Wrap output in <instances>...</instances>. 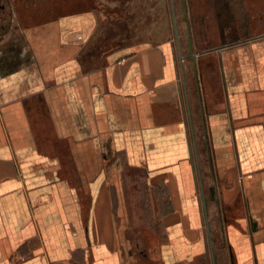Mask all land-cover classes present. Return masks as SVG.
I'll use <instances>...</instances> for the list:
<instances>
[{
	"label": "crops",
	"instance_id": "obj_1",
	"mask_svg": "<svg viewBox=\"0 0 264 264\" xmlns=\"http://www.w3.org/2000/svg\"><path fill=\"white\" fill-rule=\"evenodd\" d=\"M203 51L215 105L160 47L87 71L18 56L0 78V264H264V30Z\"/></svg>",
	"mask_w": 264,
	"mask_h": 264
},
{
	"label": "rangeland",
	"instance_id": "obj_2",
	"mask_svg": "<svg viewBox=\"0 0 264 264\" xmlns=\"http://www.w3.org/2000/svg\"><path fill=\"white\" fill-rule=\"evenodd\" d=\"M174 5L182 53L190 54L188 20L197 75H203L207 90L211 85L206 98L215 105L223 100L217 54L201 52L264 30V0H174ZM152 47L166 51L171 65L174 59L179 63L171 0H0V78L8 68L26 64L16 60L28 53L40 54L43 66L49 59H72L87 71ZM183 64L192 80L191 58Z\"/></svg>",
	"mask_w": 264,
	"mask_h": 264
},
{
	"label": "water",
	"instance_id": "obj_3",
	"mask_svg": "<svg viewBox=\"0 0 264 264\" xmlns=\"http://www.w3.org/2000/svg\"><path fill=\"white\" fill-rule=\"evenodd\" d=\"M171 11H172V17H173V21H174V29H175V33H176V39H177V45H178V51H179V60H180V65H181V69H182V73L184 74V64H183V60L185 58H191V60L193 61V66H194V71H195V74H196V81H197V85H198V88H199V83H198V75H197V61H196V55H195V49H194V45H193V38H192V32H191V27H190V24L187 20V23H188V36H189V51H190V54L189 55H183L182 53V47H181V43H180V35H179V31H178V24H177V16H176V12H175V5H174V0H171ZM185 17H187V12L185 11ZM233 44H238V43H232V44H229V45H223V46H220V47H217L216 50H220L226 46H230V45H233ZM209 51V50H207ZM207 51H203V52H207ZM204 205H205V211H206V216H207V222H208V211H207V206H206V200L204 198ZM208 225H209V222H208Z\"/></svg>",
	"mask_w": 264,
	"mask_h": 264
},
{
	"label": "flooded vegetation",
	"instance_id": "obj_4",
	"mask_svg": "<svg viewBox=\"0 0 264 264\" xmlns=\"http://www.w3.org/2000/svg\"><path fill=\"white\" fill-rule=\"evenodd\" d=\"M5 6H6V5H5V4H3V6H2V7H3V8H5ZM209 49H210V48H208V49H205L204 51H207V50H209Z\"/></svg>",
	"mask_w": 264,
	"mask_h": 264
},
{
	"label": "bare ground",
	"instance_id": "obj_5",
	"mask_svg": "<svg viewBox=\"0 0 264 264\" xmlns=\"http://www.w3.org/2000/svg\"><path fill=\"white\" fill-rule=\"evenodd\" d=\"M193 45H194V43H193ZM196 61H197V57H196Z\"/></svg>",
	"mask_w": 264,
	"mask_h": 264
}]
</instances>
